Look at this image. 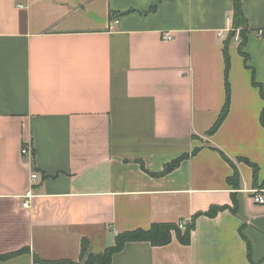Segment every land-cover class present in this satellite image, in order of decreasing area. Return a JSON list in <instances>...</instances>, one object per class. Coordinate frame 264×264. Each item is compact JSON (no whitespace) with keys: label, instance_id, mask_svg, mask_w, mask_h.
<instances>
[{"label":"crops","instance_id":"0c3cea01","mask_svg":"<svg viewBox=\"0 0 264 264\" xmlns=\"http://www.w3.org/2000/svg\"><path fill=\"white\" fill-rule=\"evenodd\" d=\"M156 1L0 0V264H264V0Z\"/></svg>","mask_w":264,"mask_h":264},{"label":"trees","instance_id":"16d2710c","mask_svg":"<svg viewBox=\"0 0 264 264\" xmlns=\"http://www.w3.org/2000/svg\"><path fill=\"white\" fill-rule=\"evenodd\" d=\"M157 0L151 7V10H155L158 5ZM244 19V13L242 9L241 0H235V8H234V14H233V22L235 27H239L242 23V20ZM235 33H230L229 40L234 36ZM243 36H245V32L242 31ZM228 42L226 43L225 48V56H226V62H227V68H229L230 65V59H229V53H228ZM241 53L242 47L240 48ZM255 84L256 81H254ZM227 98L225 106L220 114V117L214 124V126L209 130V133H213L222 123L225 116L227 115V112L229 110L230 106V86L229 83H227ZM262 94L264 95V88H262ZM187 155H183L179 157L178 159L174 160L173 162L169 163L164 172H169L173 170L175 167L179 165V163L185 158ZM234 185H237L238 183V174H235V177L231 180ZM223 206L213 205L211 206L207 211L200 212L196 214L192 221L188 224H185V230L182 231L176 223H167V222H161V223H154L151 225L150 228L144 229L139 228L131 231H127L124 233H121L117 237V242L114 246H111L107 248L103 253L95 254L92 251L89 250V242L87 240H83L82 242V257L81 260L84 264H107L111 261L113 255L123 249L125 244L130 241H149L153 245L162 246L167 245L172 241L173 235L176 234L179 241L183 244H189L191 241V234L192 230L195 226V219L200 214H206L209 216H214L218 213L219 210L223 209ZM18 252L10 253L7 255H0V259L8 258L13 255H15Z\"/></svg>","mask_w":264,"mask_h":264},{"label":"built area","instance_id":"2783aa9c","mask_svg":"<svg viewBox=\"0 0 264 264\" xmlns=\"http://www.w3.org/2000/svg\"><path fill=\"white\" fill-rule=\"evenodd\" d=\"M117 23V20L115 21ZM172 35L167 33L164 35V39L168 40L171 39ZM28 151V148H23L22 152L26 153ZM32 198V195L30 192L27 194V200L24 201L23 206L29 207L30 206V199ZM253 199L258 204H264V191L263 190H255L253 192ZM183 224V223H182Z\"/></svg>","mask_w":264,"mask_h":264},{"label":"rangeland","instance_id":"374dc122","mask_svg":"<svg viewBox=\"0 0 264 264\" xmlns=\"http://www.w3.org/2000/svg\"><path fill=\"white\" fill-rule=\"evenodd\" d=\"M238 29H239L238 27H233V29H232L231 32L235 33L234 35H239V31H238ZM177 225H178V227H179L182 231L185 230V225H184V224H182V223H178Z\"/></svg>","mask_w":264,"mask_h":264}]
</instances>
